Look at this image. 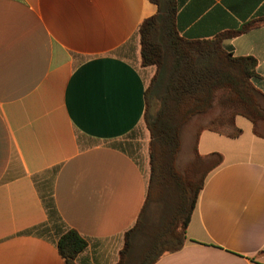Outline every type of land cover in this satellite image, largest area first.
I'll list each match as a JSON object with an SVG mask.
<instances>
[{
	"label": "crops",
	"instance_id": "obj_1",
	"mask_svg": "<svg viewBox=\"0 0 264 264\" xmlns=\"http://www.w3.org/2000/svg\"><path fill=\"white\" fill-rule=\"evenodd\" d=\"M148 0H0V264H65L42 196L88 246L76 264H117L149 180L138 28ZM264 0H177L176 28L256 60L264 94ZM202 131L199 156L219 154L178 251L154 264H264V138ZM136 131L140 148L115 144ZM49 228L45 234L42 228ZM41 228V229H40Z\"/></svg>",
	"mask_w": 264,
	"mask_h": 264
},
{
	"label": "trees",
	"instance_id": "obj_2",
	"mask_svg": "<svg viewBox=\"0 0 264 264\" xmlns=\"http://www.w3.org/2000/svg\"><path fill=\"white\" fill-rule=\"evenodd\" d=\"M148 1L157 7V13L140 24L138 37L141 67L155 68L144 92L149 180L143 208L134 226L124 234L117 264H154L161 256L184 246L186 229L206 178L221 163L219 154L198 155L196 141L202 131L235 138L240 130L234 119L241 116L252 124L254 135L264 138L259 128L264 124V94L254 85L256 60L234 57L221 45L224 39L244 33L253 24L212 40L191 41L177 31V0ZM217 92L224 93L221 105L231 113L199 130L194 152L208 166L199 179L191 180L176 167L182 131L194 117L212 111ZM114 147L128 152L120 143ZM42 202L48 225L57 235L60 257L65 264H76L88 243L63 225L51 189L42 196ZM48 229L42 228L41 233Z\"/></svg>",
	"mask_w": 264,
	"mask_h": 264
},
{
	"label": "rangeland",
	"instance_id": "obj_3",
	"mask_svg": "<svg viewBox=\"0 0 264 264\" xmlns=\"http://www.w3.org/2000/svg\"><path fill=\"white\" fill-rule=\"evenodd\" d=\"M223 94V92L216 93L214 108L210 113L194 117L192 121L183 128L182 144L177 155L176 167L180 173L184 174L191 180L194 178L199 179L205 173V169L208 166L207 163L197 158L194 152L195 140L199 130L202 128H208L212 120L223 116H229L231 113L221 105ZM259 128L264 131V124H260ZM142 140V135L136 131L134 134L127 136L120 142V144L126 147L128 151L132 152L136 150V148L137 150L140 148Z\"/></svg>",
	"mask_w": 264,
	"mask_h": 264
}]
</instances>
